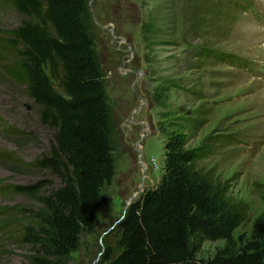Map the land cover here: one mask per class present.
Wrapping results in <instances>:
<instances>
[{
	"label": "rangeland",
	"instance_id": "1",
	"mask_svg": "<svg viewBox=\"0 0 264 264\" xmlns=\"http://www.w3.org/2000/svg\"><path fill=\"white\" fill-rule=\"evenodd\" d=\"M87 4L113 112L115 175L102 190L95 232L84 235L60 264H103L104 249L115 248L127 203L153 189L163 173V147L172 124L182 126L186 150L210 149L198 166L228 189L230 199L247 205V218L233 239L249 236L254 220L264 213V0ZM251 12L259 27L250 20ZM27 21L0 0V37ZM213 53L240 61L229 65L215 60ZM1 60L12 63L14 56ZM51 83L59 91L58 81ZM49 139L35 106L0 64V264H32L35 257V248L20 236L24 228L45 229L46 190L30 198L10 187L57 184L31 166L49 153ZM224 245L204 240L197 258H211Z\"/></svg>",
	"mask_w": 264,
	"mask_h": 264
},
{
	"label": "trees",
	"instance_id": "2",
	"mask_svg": "<svg viewBox=\"0 0 264 264\" xmlns=\"http://www.w3.org/2000/svg\"><path fill=\"white\" fill-rule=\"evenodd\" d=\"M7 2L29 21L0 37V56H14L12 63L0 64L23 88L38 122L50 133L49 153L31 166L57 181L10 187L30 198L46 190L45 229L24 228L20 240L35 248L32 264H60L84 235L95 232L102 190L115 175L113 112L90 35L87 0ZM213 58L229 65L240 61L217 53ZM172 126L161 177L126 208L115 248L104 249L102 263L264 264V213L254 220L249 236L235 242L233 233L246 220L247 205L230 199L228 189L198 166L210 149L186 150L182 126ZM204 240L225 245L211 258L198 259Z\"/></svg>",
	"mask_w": 264,
	"mask_h": 264
},
{
	"label": "water",
	"instance_id": "3",
	"mask_svg": "<svg viewBox=\"0 0 264 264\" xmlns=\"http://www.w3.org/2000/svg\"><path fill=\"white\" fill-rule=\"evenodd\" d=\"M140 100L142 101V99H140ZM139 193H141V189L135 195H133L131 198H135ZM129 205H130V203H127V206H129Z\"/></svg>",
	"mask_w": 264,
	"mask_h": 264
},
{
	"label": "flooded vegetation",
	"instance_id": "4",
	"mask_svg": "<svg viewBox=\"0 0 264 264\" xmlns=\"http://www.w3.org/2000/svg\"><path fill=\"white\" fill-rule=\"evenodd\" d=\"M87 6H88V4H87ZM88 9H89V15H90V12H91V16H92V10L89 8V6H88ZM90 16V17H91ZM93 17V16H92ZM93 19H94V17H93Z\"/></svg>",
	"mask_w": 264,
	"mask_h": 264
}]
</instances>
